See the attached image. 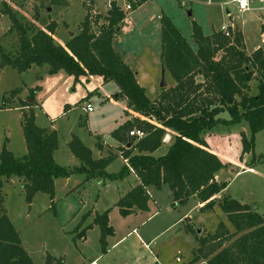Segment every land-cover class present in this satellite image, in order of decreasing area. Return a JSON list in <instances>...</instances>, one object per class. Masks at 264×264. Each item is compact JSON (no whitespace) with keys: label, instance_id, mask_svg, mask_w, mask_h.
Returning a JSON list of instances; mask_svg holds the SVG:
<instances>
[{"label":"trees","instance_id":"1","mask_svg":"<svg viewBox=\"0 0 264 264\" xmlns=\"http://www.w3.org/2000/svg\"><path fill=\"white\" fill-rule=\"evenodd\" d=\"M146 1L135 0L132 10ZM85 10L78 33L61 46L53 38L55 23L38 29L30 22L22 23L15 12L3 4L2 14L10 20L8 32L15 33L17 47L13 54H8L0 43V68L8 66L21 74L33 67L46 66L51 75L63 71L75 80L95 76L102 78L104 83L113 82L119 88L117 98L125 101L126 109L144 119L137 120V124L146 137L136 142L126 136L132 128L128 123L111 133V137L122 144L120 156L126 162L117 173L106 172L116 154L94 159L91 150L76 137L68 146L79 166H59L53 159L58 147L56 132L38 127L33 104L20 101L26 153L15 158L5 146L0 151V264H33L5 214L2 194L5 183L17 178L29 205L39 193L53 200L57 179L83 175V182L92 179L114 182L130 174L135 175L138 184L114 205L122 218L146 212L151 200L148 189L159 191L167 186L175 205H184L191 197L204 204L203 210L218 204L233 228L230 231L220 222L213 233L204 236L199 235L200 231L193 225H187L186 231L197 239L192 262L264 264V218L247 204L230 197L216 199L225 190L226 183L216 181L215 175L226 166L209 151L204 140V134L216 126L246 124L250 137L240 133L243 155L252 149L254 135L264 130V24L260 27L261 47L248 55L240 33L232 38L219 30L204 36L193 23L190 45L171 19L161 16L160 63L175 85L162 92L157 101H150L122 54L112 47L126 14L115 2L104 15L94 12L93 0H87ZM100 20L104 23L97 27ZM217 55H220L218 59ZM18 93V90L11 92L12 96ZM33 95L32 92L30 98ZM2 100L1 108L7 102ZM24 107L28 110L24 111ZM223 113L229 115L228 120L220 117ZM166 130L175 132L172 142L163 155L155 156ZM96 145L98 150L102 149L99 142ZM108 213L109 209L96 214L91 224L80 232L76 230L75 238L82 239L87 230L97 226L99 243L105 251L106 239L114 235ZM51 260L47 258V262Z\"/></svg>","mask_w":264,"mask_h":264},{"label":"rangeland","instance_id":"2","mask_svg":"<svg viewBox=\"0 0 264 264\" xmlns=\"http://www.w3.org/2000/svg\"><path fill=\"white\" fill-rule=\"evenodd\" d=\"M116 1L119 8L125 3L131 4V7L136 5L132 0ZM230 1L147 0L126 13L124 24L112 47L122 54L124 62L130 65L132 71L136 70L146 76L148 86L145 94L150 101H157L162 92L175 85L172 77L162 68L159 58V18L163 15L171 19L190 45L194 23L204 36L230 26V36L233 38L235 33L241 34L244 51L248 55L261 47L263 36L260 27L264 24V3L256 0L249 11L239 12ZM86 2L87 0H0V11L2 12L3 4H8L22 23H29L27 15H37L39 9L38 28L55 23L57 41L61 43L68 40L71 34L73 36L78 33L79 23L86 12L83 8ZM95 8L100 15L105 14L104 5L96 2ZM187 11L191 12V18L187 17ZM227 11L229 14H226ZM102 23L104 21L100 20L97 27ZM9 27L8 17L0 14V43L8 54H13L17 39L15 33L9 34ZM219 57L217 55L216 59ZM47 69L46 66L33 67L19 74L8 66L0 68V151L5 146L15 158H21L26 153L21 127L22 101L33 104V108L37 105L33 112L38 127L55 130L58 142L57 161L73 166L78 162L68 146L72 138L76 137L92 151H95L98 141L110 142L111 133L128 116L123 109L126 104L122 99L111 100V96L119 92L118 86L113 82L100 85L101 89L97 88L100 77H93L92 80L80 77L75 80L63 71L48 74ZM162 71L165 86L161 88ZM251 85L254 88V84ZM14 90L19 93L12 96L11 92ZM32 92L34 95L30 98ZM2 99L7 101L3 108ZM87 105L91 106L92 112H87ZM23 110L27 111L28 107ZM220 117L229 119L227 113ZM137 120L144 119L128 116L126 123L132 125L129 132L139 128ZM129 132L126 134L128 137ZM240 133L250 137L246 124L231 127L219 125L204 134L211 138L222 158L229 162L225 169L216 174L218 182L226 183L218 200L230 197L247 204L252 211L264 218V130L254 135L252 149L243 155ZM174 134L172 130H166L161 148L171 144ZM120 169L121 162L113 161L106 172L117 173ZM83 180V175L73 176L70 185L62 188L63 179H58L53 200L48 195L39 193L29 205L25 202L24 191L17 178L3 185L5 214L33 264H90L92 261L95 264H140V259L145 260L146 264H203L201 261L192 262L197 239L193 233L186 231V226L193 225L200 231L199 235L204 236L213 233L220 222L233 231L218 204L210 210H203L202 207H197V199L191 198L184 205H175L167 186L159 191H152L150 211L122 218L113 204L121 196V186L124 184L101 179L87 182ZM103 181L104 186L101 184ZM77 182L81 184L76 187ZM111 207L114 213L110 216V225L115 229V234L106 239L105 251H102L99 243L100 231L97 226L93 231L86 232L85 241L75 238L76 230L81 228L83 222V228L91 222L87 219L91 216L88 214H102ZM176 257L180 262H176ZM47 258L52 260L47 262Z\"/></svg>","mask_w":264,"mask_h":264},{"label":"crops","instance_id":"3","mask_svg":"<svg viewBox=\"0 0 264 264\" xmlns=\"http://www.w3.org/2000/svg\"><path fill=\"white\" fill-rule=\"evenodd\" d=\"M103 0H93V10H94V12L96 11L97 13H98V11H97V9L95 8V4H96V2L99 4L100 3V5H104L105 7H106V5H107V3H103L102 2ZM113 2H117L116 0H112ZM102 2V3H101ZM87 3V2H86ZM86 3H84L83 4V8H85V4ZM117 5L119 6V4L117 3ZM7 6H9L8 4H7ZM12 6V5H11ZM12 7H14V6H12ZM121 7V6H120ZM122 7H123V5H122ZM15 8V7H14ZM96 9V10H95ZM38 10V13H37V15H36V18L34 17L35 16V14H34V16H30L29 14L27 15L28 16V20H29V22H31L36 28H38V26H37V20L39 19V9H37ZM105 12H106V10H105ZM104 12V13H105ZM100 13V12H99ZM0 14L1 15H3L2 14V12L0 11ZM85 14H86V12H85ZM85 16V15H84ZM84 18V17H83ZM157 18H159V15H158V17ZM83 20V19H82ZM82 22V21H81ZM80 22V23H81ZM79 23V24H80ZM56 25V24H55ZM57 26V25H56ZM45 28V27H44ZM44 28H40V29H44ZM9 29V28H8ZM7 29V30H8ZM39 29V28H38ZM55 29H56V27H55ZM212 34V33H211ZM4 34L2 33V36H3ZM73 35H75V34H73ZM210 35V34H209ZM72 37V34L70 35V37L69 38H71ZM53 38H54V40H55V42L57 43V44H59V45H61V46H64L65 45V43L68 41V40H64L63 42H58L57 41V32H56V30H55V34H54V36H53ZM115 40V39H114ZM112 45H113V42H112ZM127 64V63H126ZM128 65V64H127ZM129 67H130V65H128ZM130 69L132 70V68L130 67ZM47 72H48V69H47ZM133 72H134V74H135V78H136V81H137V83L139 84V86L140 87H142L143 89H144V91L146 92V87L148 86H146V76L144 75V74H141L140 72H138V71H136V70H133ZM93 77H95V76H90V77H85V78H87L88 80H92V78ZM153 78H155V75L153 76ZM153 78H152V80H153ZM151 80V81H152ZM151 83V82H150ZM150 83H149V86H150ZM107 83H104L103 82V80H102V78H101V80L99 81V83H97V88H101L100 87V85L101 86H104V85H106ZM102 89V88H101ZM113 97V98H112ZM21 100H24V98L23 99H21ZM111 100L113 101V100H118V98H117V95H112L111 96ZM37 107V105H35L34 106V108H36ZM34 108H33V110H34ZM124 109V113L126 114V115H131V118H136V117H140L139 115H137V114H135V113H133V112H131V111H129V110H127L126 109V106L123 108ZM92 112V111H91ZM128 116H125V119L126 120H128ZM140 118H142V117H140ZM143 119V118H142ZM124 121L123 123H122V125H124V123H126L127 121ZM122 125H120L119 127H121ZM118 127V128H119ZM45 129H48V128H45ZM55 131V130H54ZM115 131V130H114ZM57 135V134H56ZM204 140H205V142H206V144H207V146H208V149H209V151L211 152V153H213V154H215L221 161H222V163L226 166L227 164H229V162L227 161V160H225V159H223L222 158V155H221V152L219 151V150H217V147H216V145L215 144H212V140H211V138L210 137H208V135H206V136H204ZM99 143H100V145L102 146L103 145V147H102V149L101 150H98L97 149V146H96V149H95V151H92L91 149V152H92V154H93V157H94V159H100V158H105V157H107L110 153H112V154H116L117 155V157L113 160V161H120L121 162V168L125 165V160L120 156L121 155V152L119 151V149H120V147H122V144L120 143V142H118V141H116V140H114L112 137H111V141L110 142H102V141H98ZM97 142V143H98ZM169 145L170 144H168V145H166L164 148H161L160 150H158L154 155L155 156H161V155H163L166 151H167V148L169 147ZM126 148L128 149L129 148V144L126 146ZM89 149V148H88ZM104 150V151H103ZM9 151V150H8ZM57 151H58V148L56 149V151L53 153V159H54V162L57 164V165H59V166H63V167H77V166H79V161H78V159H76L77 160V164H75V165H73V164H70V165H73V166H68L69 164H62L63 162H59V161H57V159H56V154H57ZM161 151V152H160ZM11 152V151H10ZM160 152V153H159ZM12 153V152H11ZM133 153H135V150L133 151ZM25 155V154H24ZM23 155V156H24ZM71 158L72 157H70V160H71ZM113 161L111 162V163H113ZM111 163L106 167V169H108L109 168V166L111 165ZM232 164V163H231ZM65 165V166H64ZM218 173H220V172H218ZM217 173V174H218ZM74 177L75 176H77V175H73ZM73 176H71L70 178H68V179H63V182L64 183H62L63 184V186H62V188H64L65 186H69L70 185V182H71V178L73 177ZM13 180V179H12ZM58 180V179H57ZM57 180H55V182H54V189H55V186H56V182H57ZM215 180L217 181V175H215ZM20 182V181H19ZM116 182H119V184L120 185H122V184H124V186H121V188L123 189L122 191H121V196L118 198V200L122 197V196H124L128 191H130L133 187H135L137 184H138V181H137V179H136V177H135V175H133V174H130L128 177H126L125 179H123V180H120V181H116ZM81 184V182H77L76 183V187L78 186V185H80ZM102 184V186H104V181L101 183ZM162 189V188H161ZM153 190H155L154 188H149L148 189V194L150 195V197H151V199H153V196H152V191ZM170 194H171V192H170ZM219 196H220V194L218 195V196H216V199L218 200L219 199ZM191 198H193V199H196L195 197H191ZM191 198H189V199H191ZM117 200V201H118ZM116 201V202H117ZM198 201V200H197ZM116 202H114V204L113 205H115L116 204ZM204 204H200V202L198 201V204H197V207L199 208V207H202ZM109 209V213H108V221H109V225H110V223H111V220H110V216H111V214H113L114 213V209L111 207V208H107L106 210H108ZM202 209V208H201ZM151 210V200H150V202L148 203V211H150ZM95 214H96V212H95ZM95 214L93 213V212H91L90 214H88V216L89 215H91L90 217H88L87 219H89L91 222L89 223V224H91L92 223V221H93V219H94V217H95ZM131 216H129V217H127V218H130ZM182 217H184V216H182ZM127 218H125V219H127ZM84 223L85 222H83V225H84ZM89 224H87V225H89ZM83 225L81 226V228H83ZM87 225H85L84 226V228L87 226ZM111 226V225H110ZM112 227V226H111ZM81 228H79L78 229V231L77 232H80L81 230H83V229H81ZM94 228H95V226H93L91 229H89V230H87L88 232H91V231H93L94 230ZM113 228V227H112ZM86 231V232H87ZM113 231H114V234H115V229L113 228ZM85 239H86V233H85V235H84V237L81 239V240H84L85 241ZM22 243V242H21ZM23 246V245H22ZM24 248V247H23ZM25 250V249H24ZM26 251V250H25ZM28 254V253H27ZM29 255V254H28ZM30 257V256H29ZM31 258V257H30ZM32 260V259H31ZM94 261H92V263H93ZM139 262H140V264H143V263H141V262H144V264H146V261L145 260H143V259H140L139 260ZM92 263H90V264H92Z\"/></svg>","mask_w":264,"mask_h":264},{"label":"built area","instance_id":"4","mask_svg":"<svg viewBox=\"0 0 264 264\" xmlns=\"http://www.w3.org/2000/svg\"><path fill=\"white\" fill-rule=\"evenodd\" d=\"M254 1H256V0H231L230 2L236 6V8L239 12H247L251 9V5L254 3ZM257 1L259 3H263L262 0H257ZM112 2H113L112 0L107 1L106 10L110 8ZM131 2L135 3V0H132ZM121 10L126 14L128 11L132 10L131 4L125 3L123 5V7H121ZM229 28H230V26L222 27V28H220V31L222 33H224L226 37H228L229 36V31H228ZM86 110H87V112H91L92 111L91 106L87 105ZM129 137L133 138L136 142H138V141L144 139L146 137V134L143 130L132 129L129 132ZM132 232L134 234H136L135 230H133ZM145 248H147L146 245H145ZM177 255H180V252H177ZM176 262H180V259L178 257H176ZM92 264H95V262H93Z\"/></svg>","mask_w":264,"mask_h":264},{"label":"water","instance_id":"5","mask_svg":"<svg viewBox=\"0 0 264 264\" xmlns=\"http://www.w3.org/2000/svg\"><path fill=\"white\" fill-rule=\"evenodd\" d=\"M262 2L264 3V0H262ZM186 14H187V17H188V18H191L192 14H191L190 11H187ZM226 14H229V12L227 11ZM163 74H164V73H163V71H162V78H161V83H160V87H161V88L165 86L164 79H163ZM141 263L144 264V262H141Z\"/></svg>","mask_w":264,"mask_h":264}]
</instances>
